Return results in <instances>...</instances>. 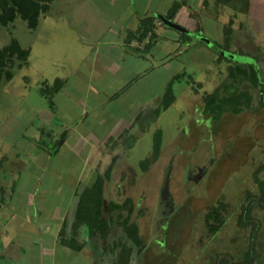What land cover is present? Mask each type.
Returning <instances> with one entry per match:
<instances>
[{"label":"rangeland","instance_id":"rangeland-1","mask_svg":"<svg viewBox=\"0 0 264 264\" xmlns=\"http://www.w3.org/2000/svg\"><path fill=\"white\" fill-rule=\"evenodd\" d=\"M64 1H68L70 4L62 7L63 5L60 3ZM91 1L93 5L89 3V0H54L50 6L53 12L47 19V16H42L38 26L32 30L28 29L20 18H16L8 27L0 25V46L8 43L13 36L22 46L29 47L31 53L28 64H22L21 67L12 69L13 76L10 80L0 81V137L8 143L14 144L10 149L5 147L4 152L7 154V159L2 161L1 168V173L5 171V178L9 184L12 182V177L19 176L14 164V156L22 155L20 157H23L27 153H39L37 146L32 144V134L35 132V128L32 126L39 105L37 103L45 101L44 97L39 99L33 95L38 78L40 75L48 77L59 74L63 67H68L65 61L53 60L55 56L46 54L47 44L55 42L54 48L57 44L59 45V47L53 48V51H56L60 59L72 55L74 60L76 55L78 56L74 50L76 45L73 44L74 48L71 47L70 39L72 37L73 42L78 43L76 37L80 33H77L69 21L72 19L73 24H79L80 21L72 14V17L69 14L64 17L58 10H74L77 15L84 10L96 11L100 9L105 13L106 10L101 9L102 0ZM250 4L252 9H250L251 24L255 29L258 28L257 24L264 28V0H251ZM91 8L96 9L92 10ZM194 18L200 29L190 31L192 43H194L190 50L175 57L170 62L169 69L157 68L155 75L158 76V80L156 82H152L151 75L143 77L138 81L136 88L134 87L129 93H125L111 102L108 101L104 108L108 110L99 112L109 117H116V115L127 117L132 113L129 110L131 103L136 100L138 101L137 105L142 100L150 102L158 100L163 93V85L166 86L170 76L177 73V70L191 73L192 78L187 79L186 77L189 80L187 83L185 79H182L175 85L177 92L175 100L153 123L157 124L156 128L150 124L151 128L147 132H139L138 128L133 129V134H141V137L137 139V142L131 140L135 144L131 143L132 149L119 160V166L122 168L110 170L111 176L112 171L115 173V175L113 173L115 182L112 183V187L117 190L113 191L111 186L107 187L106 185L104 196L105 198L111 196L112 200L120 203L126 197H131L133 206L131 220L138 225L139 233L146 243L145 249L139 253L136 252L137 247H135L130 264H216L223 257L227 258L229 263H233L242 260V254L248 245L250 229L239 225V204L247 190L257 191V186L254 185V174L258 167L264 166V109L257 105V93L252 91L254 97L251 102H253L252 105L255 104L253 107L245 108L236 114L227 112L218 124L217 122H206L208 123L207 127L204 125L207 115L201 111L202 107L199 103L203 97L202 93L211 91L214 83L221 77L216 66L211 62L212 57L223 54L230 59L228 61L221 59L218 62L217 68L219 67L218 70L222 71L227 69V66L236 63L235 59L249 60L247 57L256 53L262 44L255 48L250 41L251 37L248 35L250 39L246 40L243 33V36H236L235 44L231 47L234 51L233 54L223 51L222 31L212 29L215 19L205 13L196 14ZM201 26L204 30L201 29ZM256 34V38H258L260 33ZM201 37L210 41L209 51L199 49L200 45H203V41L198 39ZM241 43L245 45L241 47ZM238 47L239 49L236 50ZM235 55L236 57H234ZM177 62L180 64L179 67H176ZM121 80L115 79L113 82L120 84ZM125 82L127 80L123 83ZM187 84H191V91L187 90ZM102 94L101 96H104L108 93ZM104 100L106 99L100 96L90 97L88 105L83 104L84 109L90 111L89 108H93L95 104L101 106V101ZM196 102L198 109L195 105ZM31 106L34 108L32 109ZM181 108L184 110V117H181L182 114L179 112ZM200 111L201 113H199ZM83 118L84 116L79 115L73 120ZM199 120L203 121L198 125ZM104 121L106 122V119ZM157 127L163 132L162 150L158 163L154 165L150 161L145 163V160L152 153L155 141L154 132ZM200 131H203V134ZM74 141L76 140L74 139ZM19 146L22 148V153L18 154L16 149ZM3 154V151L0 150V155ZM211 159V176L207 177L202 185L193 184L187 177L188 170L199 163L210 164ZM71 160L67 158L69 164L77 163V161L71 162ZM103 163L104 161L101 163L90 161L85 171L88 176L86 175L84 178L94 180L97 175H101L104 170ZM93 166L95 168H92ZM13 168L15 170L12 173ZM121 172L126 177L121 183L125 188L120 187V183L117 181ZM257 177L264 180V169L257 172ZM46 179L50 181L49 177ZM25 182L29 184L28 180ZM115 183L117 186L114 185ZM129 183H131L129 187L131 191L126 190ZM41 184H44L40 187L43 189L47 181L44 180ZM19 187L23 188L24 183L19 184ZM61 187L63 191L60 192L61 194L53 195L52 206L45 212H38L35 201L33 198L31 199L32 195L29 196L22 191L15 194L18 207H11L9 210L4 208L1 211L5 213V217L8 214L11 216L19 214L18 216L26 217V219H30L27 222L29 224L32 217L37 218L42 214L53 218L60 214V207L56 206V199L63 207L72 195V192ZM194 189L198 195L191 194ZM36 193L34 198L40 203L44 195L41 196L42 191ZM163 194L166 196L165 199ZM217 200L226 205L222 212L225 222L223 227L212 236L208 234L204 224V214L208 207L214 205ZM105 201L107 202V200ZM7 203L8 200L4 202L6 205ZM252 212L256 218L261 220L256 243L255 264H264V211L257 207L253 208ZM163 214L169 217L166 219ZM4 216H0V236L3 243L8 242L3 236L4 234L12 235L10 239L16 237L15 248H18L17 244H20L21 248H24L32 258L28 264H38L36 255L40 248L51 245L53 239H40L32 231L26 233V231L18 229L21 228L19 225L7 222L3 224ZM21 220L23 219H18V221ZM58 225V222L51 223L53 227L51 231H56ZM23 226L28 228L29 225L24 224ZM120 229L119 226H115L111 237L115 238L116 234L121 233ZM33 255H35L34 258ZM75 257V254L70 257L62 256L56 264H83L90 263L92 259L89 256H87L88 259L83 257V262ZM24 264L26 263L24 262Z\"/></svg>","mask_w":264,"mask_h":264},{"label":"crops","instance_id":"crops-1","mask_svg":"<svg viewBox=\"0 0 264 264\" xmlns=\"http://www.w3.org/2000/svg\"><path fill=\"white\" fill-rule=\"evenodd\" d=\"M176 1L179 2L181 6L174 15V18L169 19L166 17V13ZM250 1L251 0H102L103 3H100L102 5L101 9L103 8V10H106L105 13L98 9L96 11L84 10L77 15L74 13V10H58L64 17L67 14L71 17L75 15L78 21H80L79 24H73L72 19L69 21L71 26L76 29L77 33H80L79 36L76 37L78 43H74L72 37L70 39L71 47H73V44L76 45V48H73L75 52L78 53V56L76 55L74 60L72 59L74 57L72 55L60 59L56 51H53L55 42L47 44L46 54L52 57L55 56L56 59L53 57V60L65 61L68 67H63L61 73L53 74L48 77L38 74L40 77L38 78L39 80L33 95L39 99L44 97L39 88L40 83L44 80L52 82L58 77L64 79L65 82L52 98L53 108H51L52 106L49 107L45 97V101L37 103L39 105L36 110V118L35 121H33V126H31L35 128V132L32 134V144L37 146L39 153H27L24 154L23 157H20L22 155L19 157L14 156V164L17 167L16 171L19 172V176L17 178L12 177V182L10 184L7 178H5V171L1 173V168L2 161L7 159V154L4 152L6 149L5 147L10 149L14 144L11 142L8 143V141H4V138L0 137V150L4 153L2 156L0 155V193H2L0 194V216L3 217L5 214L1 209L7 208V210H9L11 207H18L17 197H15L18 191H22V193L28 194L29 196L32 195L31 199L33 198L35 201L38 212H45L47 208L52 206L53 195L56 193L61 194L60 192L63 191L61 186L72 192L71 197L63 207H61V204L56 199V206L60 207V214L55 217L53 216V218L42 214L37 218L32 217L30 224L27 223L30 219L18 216L19 214L16 216L14 214H12V216L8 214L2 219L3 224L7 222L19 225L21 228L18 229L26 231V233L32 231L40 239H53L51 245L48 247L42 246L40 248L36 255L38 264H56L62 256L70 257L72 254H75V258L81 261L88 259L87 256L92 258L90 263L85 262L83 264H113V253L109 251L106 253L104 250H96L95 248L91 250L92 247L90 244H86L79 250L71 249L59 242L58 234L64 223L67 224L68 231L70 230L71 216L74 214L73 212L77 205L76 192L82 190L92 182L91 178H88V180L84 178V176H88V174H85V171L90 161H99L100 163L104 161V170L101 175H103L107 169L112 170V167L115 170L122 168V166H119V160L132 149L131 147L133 145L131 146V143L133 142H131V140L133 139L137 142V139L141 137V134L138 133L134 135L133 129L138 128L139 132H147L149 128H151L150 124L154 125V128H156L157 124L153 123L156 122L160 114L172 105L175 100L177 95L175 85L177 82L185 79L187 83L189 81L187 79L189 77L192 78L191 73H187L184 70H177V73L170 76L166 86L163 85L164 90L158 100L151 102L142 100L138 105V101L136 100L131 103L129 110L132 111V113L127 115V117H119L118 115H116V117H109L108 115L99 113L108 110L104 109L108 101L111 102L113 99L115 100L123 94L129 93L134 87L136 88L138 81L143 77L151 75L152 82H156L158 80V76L155 75L157 68L169 69L171 67L170 62H172L175 57L191 49L194 43H192L193 39L190 31L200 29L194 18L196 14L202 15L205 13L210 16V18L215 19V24L212 26V29L222 31L223 37L221 40L223 51L233 54L234 51L231 47L235 44L236 36H243V33L245 34L246 40L251 37L250 41L254 44L255 48L262 44V47H260L256 53L247 57V59H251L252 61H239L235 59L236 63L231 65L245 68L247 64L251 63L258 70L259 76H261L264 81V28L257 24L256 26L258 28L255 29L251 24ZM89 3L93 5L91 0H89ZM60 4L63 5L62 7H65L70 3L64 1ZM91 9L95 10L96 8ZM52 12L53 9L49 8L47 14L43 17L47 16V19ZM147 15H152L156 18L154 31L157 35V39L150 49H137L135 46L137 43L135 41L129 44L125 41V38L128 31H134L138 27V20ZM81 16L82 19L80 20ZM225 27L231 29V42L229 47L224 45ZM201 29L204 30L203 27ZM182 32L186 35H183ZM257 32L260 33L258 38H256ZM198 39L203 41V45H200L199 49H206V51H209L208 47L210 46V41L203 37ZM244 45L241 43L240 46L242 47ZM57 47H59L58 44L55 48ZM238 49L239 47L236 48V50ZM245 53H247V51H245ZM234 57H236V55ZM221 59L226 61L230 60L223 54H218L211 58L212 64L216 66V70L221 77L214 83L213 89L209 92L204 91L202 96L205 93L212 92L216 88H219V92H221L220 95L223 96H226L229 91L239 92V90H242L244 87L250 90L251 85L247 82L249 80L245 78L242 79L241 76L236 78L228 76V69L231 65L227 66V69L222 71L218 70L219 67L217 68V64ZM27 62L29 63V61ZM27 62L24 64H28ZM179 65L180 64L177 62L176 67H179ZM178 74H183V78L175 80L171 84L174 99L164 108L162 100L166 88L171 79ZM161 75L163 76V74ZM115 79H122V82L120 84H115L113 82ZM126 80L127 82L123 83ZM244 83L250 87L245 86ZM190 85L191 84H187L188 91H191ZM111 91L112 93H110ZM101 92H107L108 94L101 96L103 95ZM99 96L106 99L103 102L101 101V106L95 104L93 108L88 107L90 111L84 109L83 104L88 105L90 97ZM188 100L189 97L187 98V101ZM141 103L142 106L140 107ZM199 104L201 107L203 106V97ZM195 105L197 106L198 103L196 102ZM31 107L32 109L34 108V106ZM179 112L182 114L181 117H184V110L182 108ZM225 113H227V111ZM225 113H223L219 119H212L207 115L206 121L213 123L217 122L218 124ZM79 115L84 116V118L73 120ZM108 117L109 123L107 122ZM104 119H106V122ZM157 131L160 132L159 137L160 140H162V129L157 127L154 132L155 137ZM74 139L76 141H74ZM37 142H39V144L41 143L43 146L39 145ZM161 150L162 147L160 148V154ZM20 152L22 153L21 146L16 149V153L19 154ZM67 158L72 159L71 162L77 161V163L75 165L72 163L69 164ZM158 159L159 157L152 164L155 165L158 163ZM113 160H115L114 164L111 162ZM48 166H50V169H48ZM92 168L95 167L93 166ZM14 170L13 168L12 173ZM113 173L114 171H112V176L106 180L107 186L112 185L114 182ZM26 177L27 179H25ZM46 177H49L50 181H48ZM25 180H28L29 184L25 182ZM44 180L47 181V184L41 189L40 187L44 185L41 183ZM23 183L24 187H19V184L22 185ZM3 188H6V191H3ZM111 189L113 191L117 190L113 187H111ZM38 191H42L41 196L44 195L40 203L34 198ZM7 200L8 203L6 205L4 202ZM19 218L23 220L18 221ZM66 219L68 220L66 221ZM54 222H58L59 225L56 231H51L53 228L51 223ZM24 224L29 225L28 228L23 226ZM3 236L6 237L8 242L4 244L0 236V264H24V262L28 264L32 258L24 248H21L20 244H17L18 248H15L16 246L14 243L16 244V237L10 239L12 235L7 236L4 234ZM106 239L108 245L115 240V238L111 237L110 233H108ZM86 240L89 241V239ZM34 257L35 255H33V258Z\"/></svg>","mask_w":264,"mask_h":264},{"label":"trees","instance_id":"trees-1","mask_svg":"<svg viewBox=\"0 0 264 264\" xmlns=\"http://www.w3.org/2000/svg\"><path fill=\"white\" fill-rule=\"evenodd\" d=\"M53 1L0 0V25L8 27L16 18H20L25 22L28 29H35L40 22V18L47 14ZM180 6L181 4L179 2H174L166 13V17L173 19ZM138 21V27L134 31L127 32L125 41L129 44L135 41L137 43L135 45L137 49L148 50L157 39L154 31L156 18L152 15H147L141 17ZM224 32V45L229 47L231 42V29L225 27ZM182 33L186 35L184 32ZM29 55L30 48L22 46L13 36L8 43L1 45L0 81L10 80L13 76L11 70L15 67H21L22 64L28 61ZM228 70L229 77L236 78L241 76L242 79L249 80L247 82H249L252 88L244 83L245 86L250 87V90L244 87L239 92L229 91L226 96L220 95L219 88L214 89L210 93H205L203 95L202 112L212 119H219L226 111L236 114L245 108H251L253 107V102L251 101L254 97L252 91L257 93V105L264 109V81L259 76L258 70L254 65L250 63L245 68L231 65ZM182 76L183 74H178L169 82L162 100L164 108L174 99L171 84L175 80L182 79ZM64 82V79L56 77L52 82L44 80L40 83V92L46 98L49 107L52 106L53 96ZM159 136L160 132L157 131L152 153L145 160V163L149 161L154 162L159 157L161 148ZM37 143L39 144V142ZM39 145L43 146L41 143ZM261 169H264V166L258 167L254 175V185L257 186V191L254 192L252 189L247 190L239 204V225L250 229L248 245L242 254V260L229 263V260L223 257L216 264H255L257 254L256 243L259 236L258 232L261 226V220L256 218L252 211L253 208L257 207L264 211V180L257 177V172ZM110 177L111 171L107 169L103 175H97L90 185L76 192L77 205L74 209V214L71 216L70 230L68 231L66 223L62 224L58 234V240L62 245L74 250H79L86 244H90L92 247L91 250L95 248L96 250H104L106 253L108 251L113 253V264H130L135 247H137L136 252L139 253L145 249L146 243L139 233L138 225L131 220L133 211L131 198H125L122 203L112 200L110 198L111 196L105 198L106 180ZM110 186L112 187V185L107 187ZM2 190L6 191V188ZM225 206V204L219 201L205 215L204 221L209 235L214 236L223 227L225 219L222 212L225 210ZM115 226L121 228V233L116 234L115 240L108 245L106 238L108 233H113ZM86 239H89V241Z\"/></svg>","mask_w":264,"mask_h":264},{"label":"flooded vegetation","instance_id":"flooded-vegetation-1","mask_svg":"<svg viewBox=\"0 0 264 264\" xmlns=\"http://www.w3.org/2000/svg\"><path fill=\"white\" fill-rule=\"evenodd\" d=\"M258 103V102H257ZM255 105V104H254ZM253 105V106H254ZM197 109H198V105H197ZM200 109V108H199ZM202 109V108H201ZM202 111V110H201ZM201 111L199 112V113H201ZM205 119H207V118H205ZM196 121L198 122V118L196 117ZM203 120H199V123H198V125L200 124V122H202ZM206 122H208V121H206V120H204V125H206L207 127H208V123H206ZM208 131H210L209 129H208ZM202 134H203V131H200ZM113 164L115 163V161L114 162H112ZM212 164V159H211V161H210V164L209 163H199V164H196L192 169H189L188 170V175H187V177H188V179L193 183V184H197L198 186L199 185H202L203 184V182L205 181V179L207 178V177H210L211 176V169H210V165ZM112 169H113V167H112ZM255 175V174H254ZM124 175L122 174V172H121V175L118 177V179H117V181L120 183V187L121 186H123L124 188H125V186L123 185V184H121L122 182H123V180H124ZM115 182V181H114ZM116 184V186H117V183H115ZM133 185V184H132ZM131 186V183H129L128 184V186L126 187V190H130L129 189V187ZM195 190L196 189H194L193 191H192V194L195 196V195H198L196 192H195ZM131 191V190H130ZM126 198H128V197H126ZM129 198H131L130 196H129ZM163 198L165 199L166 198V196L163 194ZM220 200H217L216 202H215V204L214 205H211V206H209L208 207V209H207V211L205 212V214H204V218H205V215L208 213V211L210 210V208L212 207V206H216L217 204H218V202H219ZM221 202V201H220ZM223 203V202H222ZM224 204V203H223ZM226 207V206H225ZM165 216V215H164ZM166 217V219L169 217L168 215H166L165 216Z\"/></svg>","mask_w":264,"mask_h":264}]
</instances>
